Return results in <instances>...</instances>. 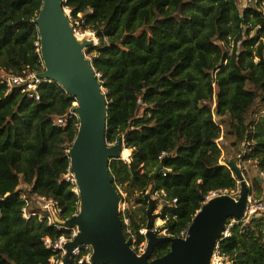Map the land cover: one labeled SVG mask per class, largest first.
Listing matches in <instances>:
<instances>
[{"label": "trees", "instance_id": "trees-1", "mask_svg": "<svg viewBox=\"0 0 264 264\" xmlns=\"http://www.w3.org/2000/svg\"><path fill=\"white\" fill-rule=\"evenodd\" d=\"M61 1L97 40L86 54L106 93V141L122 137L123 158L130 153L111 162V179L122 203L136 206L125 214L138 241L149 187L164 205L167 235L178 236L212 193L236 196L223 151L239 153L245 143L243 161L264 171V0L242 10L239 0ZM41 2L0 0V79L43 71L32 23ZM21 89L0 83V264H51L56 252L43 239L68 231L24 218L22 209L28 202L39 213L42 196L60 219L77 212L76 186L65 176L78 120L55 123L75 99L54 82L38 85V100ZM253 186L259 199L263 184L255 178ZM123 234L129 238L124 226ZM220 248L233 264H264V216L231 228ZM168 250L159 244L153 257Z\"/></svg>", "mask_w": 264, "mask_h": 264}, {"label": "water", "instance_id": "water-1", "mask_svg": "<svg viewBox=\"0 0 264 264\" xmlns=\"http://www.w3.org/2000/svg\"><path fill=\"white\" fill-rule=\"evenodd\" d=\"M32 23L37 28L43 66L36 77L56 83L77 104L73 111L78 128L68 156L69 172L79 197L78 209L67 219L54 215L58 225L75 228L76 235L64 243L60 264H67L73 252L82 246L90 248L91 264H211L214 248L226 230L227 221L231 218L241 220L248 214L250 186L239 165L245 143L238 155L228 161L238 183L237 196L219 193L207 198L183 238L159 234L164 226L155 227V222L164 205L156 212L151 187L147 189L143 196L147 203V243L145 252L138 255L131 247V239L123 234L122 199L112 183L109 169L112 161L123 160L126 148L122 137L113 145L106 141V93L91 59L86 56L87 48L96 45L95 40L88 34L78 36L74 33L61 0H42ZM161 170L162 163L156 167L154 175ZM256 180L261 181L258 175ZM162 243H169L168 252L154 258V248Z\"/></svg>", "mask_w": 264, "mask_h": 264}, {"label": "built area", "instance_id": "built-area-1", "mask_svg": "<svg viewBox=\"0 0 264 264\" xmlns=\"http://www.w3.org/2000/svg\"><path fill=\"white\" fill-rule=\"evenodd\" d=\"M256 1L257 0H239V3H240L239 6L242 9H244V8L248 7L250 4L255 3ZM241 8H240V10H242ZM64 11L68 16L69 21L72 23L74 33L78 36L88 34V35H90V37H92L95 40V43L97 44L95 34L92 31H90V30L82 31V26H83L84 22L81 20L80 14H78L77 18L73 19L70 17V12H71L70 9L64 8ZM46 82H50V81L38 79L35 74H25V75L9 74V75H3L0 79V83L5 84L8 88H12L14 86H21V88H22L21 92L22 93H27L29 98H34L36 100L39 99V93L37 91L38 85L40 83H46ZM76 105H77L76 101L73 102L72 107L68 110V113L64 117L58 118L56 120L55 123L57 124V126H59V127L63 126L64 122L66 121L67 118H70L72 116L76 117V115L73 111V107H75ZM257 170H258V176L261 179V183L264 186V171H261L259 169H257ZM68 173L70 174L69 170H68ZM70 176H71V174H70ZM71 178H73V177L71 176ZM66 179L69 181H72V179H70L69 177H67ZM262 191L263 192H262L261 198L259 200H257V198H255V191H254L253 187H252V190L250 189V193L248 196L249 207H248V214H247L246 218L241 219V220L231 218L227 221L226 230L214 248L211 264H233L232 260L228 256H226L222 253L221 248H220V243L222 241H224L225 239L230 237V229L233 228L234 226L238 225V226H240V228H243L251 220H253L254 218H258L259 215L262 214L264 216V188ZM219 193H227V191H220L218 193H212V194L215 195V194H219ZM161 194L164 195L162 192H161ZM232 194L237 196V194H238V183H237V189L235 191H232ZM175 202H176V200H173V203H175ZM36 204L38 205V208L40 210L39 213L28 212L27 211L28 202H26L25 207L22 209V214H23L24 218L28 219L29 217H37L41 221H43V220L46 221V224L49 226H54L58 230L65 229L66 231H68L67 235L61 236L56 241H51L48 237H45L43 239L44 246L46 248L52 249L54 252H56V256H54L50 259V263L51 264H60L58 257L62 258L64 255L63 245L65 242L71 241L75 237L76 230H75V228L67 229L65 227H62L54 221V215L57 216L58 218H60V209L52 199H48V198H45L42 196H38L36 198ZM125 205L126 204H124V203L121 204V216L123 217V218H121L122 228H123V226L125 227L126 233L129 235V238L132 241V244H131L132 249L138 255H140V254L144 253L145 249H146V243H147V240L145 237L146 229L142 228L138 231V234L141 235L143 238L142 241H138L136 233L132 232V230L130 228V218L125 214V212L127 210H129V206L126 207ZM159 221H160V225H156V222H155V227L164 226V224L166 222L165 219H162ZM186 231H187V229L180 231L178 236H172V235H168V236L182 237L183 238L186 236ZM159 234L160 235H167L165 229L162 232H160ZM82 251H85L86 255L82 259L79 260V263L80 264H82V263L91 264L89 262L90 248L88 246H82L79 249H76L73 252V257L80 255V253Z\"/></svg>", "mask_w": 264, "mask_h": 264}, {"label": "rangeland", "instance_id": "rangeland-1", "mask_svg": "<svg viewBox=\"0 0 264 264\" xmlns=\"http://www.w3.org/2000/svg\"><path fill=\"white\" fill-rule=\"evenodd\" d=\"M86 56L89 58V56L87 54H86ZM230 152H231V155L225 153V151L222 152V156H221L222 157V162H221V164L225 165V163L223 162L225 158L230 159V158L238 155V153H235V151L233 149H230ZM129 157H130V153H129V156L127 158H123V160L128 161L129 160ZM239 165H240V167L242 169L244 178L246 179V181L248 182V184L250 186V189L252 190V187L254 188L253 181L256 178V176L258 175V170H257L256 166L253 163L244 162L243 159L240 161V164ZM65 177L66 178L69 177L70 179H73V178H71V176H70L69 173ZM261 188L262 189H261V192H260V196L262 195V192H263L262 190H263L264 186L263 187L261 186ZM121 194H122L123 197H126L125 193H123L122 190H121ZM213 195L214 194H211L209 197H212ZM260 196H259V199L261 198ZM153 198L155 199V198H157V196H154ZM259 199L257 198V200H259ZM124 204H126L125 205L126 207L129 206V208H131L132 210H134L135 207H136L132 203H124ZM161 204L162 203H161L160 200H158L156 202V210H155L156 212H159ZM261 216H262V214L259 215L258 217H261ZM162 219L163 218L159 215L158 219L156 220V225H160V221L159 220H162Z\"/></svg>", "mask_w": 264, "mask_h": 264}, {"label": "bare ground", "instance_id": "bare-ground-1", "mask_svg": "<svg viewBox=\"0 0 264 264\" xmlns=\"http://www.w3.org/2000/svg\"><path fill=\"white\" fill-rule=\"evenodd\" d=\"M122 157H124V151H123V153H122Z\"/></svg>", "mask_w": 264, "mask_h": 264}, {"label": "crops", "instance_id": "crops-1", "mask_svg": "<svg viewBox=\"0 0 264 264\" xmlns=\"http://www.w3.org/2000/svg\"><path fill=\"white\" fill-rule=\"evenodd\" d=\"M260 183H261V181H260Z\"/></svg>", "mask_w": 264, "mask_h": 264}]
</instances>
